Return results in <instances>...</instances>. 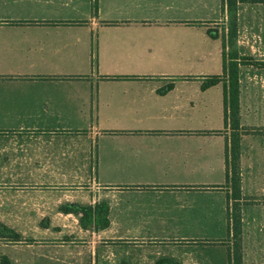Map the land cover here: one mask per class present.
<instances>
[{
  "label": "crops",
  "instance_id": "obj_1",
  "mask_svg": "<svg viewBox=\"0 0 264 264\" xmlns=\"http://www.w3.org/2000/svg\"><path fill=\"white\" fill-rule=\"evenodd\" d=\"M226 19L222 0H0V222L52 223L12 264H229L224 85L203 87ZM244 67L241 124L264 127L245 97L264 68ZM102 201L103 229L66 210ZM68 223L88 245L51 240Z\"/></svg>",
  "mask_w": 264,
  "mask_h": 264
},
{
  "label": "trees",
  "instance_id": "obj_2",
  "mask_svg": "<svg viewBox=\"0 0 264 264\" xmlns=\"http://www.w3.org/2000/svg\"><path fill=\"white\" fill-rule=\"evenodd\" d=\"M243 3L264 4V0H222V8L227 19L221 33L218 28L211 27L208 32L212 38H222L223 45V72L220 75L209 77L203 82V87L222 82L224 85V120L229 127L226 144V170L227 186L231 192L227 196L228 233L231 245L229 247V264H245L243 260V223L241 215V199L244 197L241 187V138L245 134L264 135V127L243 126L240 114V66L253 65L264 68V62L252 56L241 55L238 49V10ZM229 136V137H228ZM233 200L234 209L231 213L230 202ZM68 212H82L81 225L84 228L94 227L96 230L109 226V205L102 201L97 208L96 215L92 214L90 207L77 204H68ZM95 217V218H94ZM5 233H7L8 237ZM4 234V235H2ZM0 236L8 240H19L18 233L5 224H0ZM221 242V240H214ZM157 264H179L175 261L164 259Z\"/></svg>",
  "mask_w": 264,
  "mask_h": 264
},
{
  "label": "rangeland",
  "instance_id": "obj_3",
  "mask_svg": "<svg viewBox=\"0 0 264 264\" xmlns=\"http://www.w3.org/2000/svg\"><path fill=\"white\" fill-rule=\"evenodd\" d=\"M239 28L241 35L244 36L246 54L252 55L256 59L264 62V56H254L256 49L253 47L264 46V4L243 3L240 6ZM259 50H257L258 53ZM249 56V55H247ZM246 70L258 68L253 65H245ZM246 104L256 107L258 118L261 119V105L264 102V93L247 94ZM263 116V115H262ZM252 143H248L251 148H257V151L251 149L245 153L243 159L244 172V193L246 194L241 199V215L243 223V260L245 264H264V141L261 138H254ZM230 202V211L233 212L234 202ZM10 228L16 229L19 240H8L0 236V264H12L9 260V248L13 245H41L44 243L45 235L44 227L52 225V223H10L0 222ZM54 224V223H53ZM67 226L69 232H63L59 238H51L63 245H88L89 233L82 234L77 232L79 224H69ZM4 235V234H2ZM52 236V235H51ZM52 243V244H58ZM218 244V243H214ZM227 253L229 256V247L227 244ZM222 250L221 248H219ZM211 250V249H209Z\"/></svg>",
  "mask_w": 264,
  "mask_h": 264
}]
</instances>
